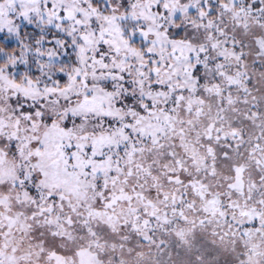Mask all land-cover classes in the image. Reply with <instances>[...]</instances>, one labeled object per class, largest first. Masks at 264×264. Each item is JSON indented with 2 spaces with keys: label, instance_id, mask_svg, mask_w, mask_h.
<instances>
[{
  "label": "snow or ice",
  "instance_id": "1",
  "mask_svg": "<svg viewBox=\"0 0 264 264\" xmlns=\"http://www.w3.org/2000/svg\"><path fill=\"white\" fill-rule=\"evenodd\" d=\"M0 264H264V0H0Z\"/></svg>",
  "mask_w": 264,
  "mask_h": 264
}]
</instances>
